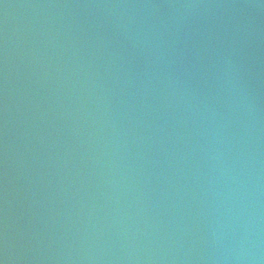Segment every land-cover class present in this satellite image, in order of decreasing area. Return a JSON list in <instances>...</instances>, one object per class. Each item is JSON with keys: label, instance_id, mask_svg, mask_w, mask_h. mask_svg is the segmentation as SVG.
Wrapping results in <instances>:
<instances>
[{"label": "water", "instance_id": "obj_1", "mask_svg": "<svg viewBox=\"0 0 264 264\" xmlns=\"http://www.w3.org/2000/svg\"><path fill=\"white\" fill-rule=\"evenodd\" d=\"M0 264H264V0H0Z\"/></svg>", "mask_w": 264, "mask_h": 264}]
</instances>
